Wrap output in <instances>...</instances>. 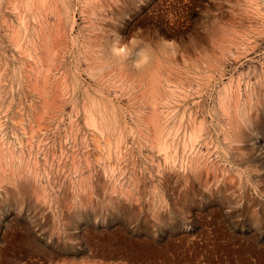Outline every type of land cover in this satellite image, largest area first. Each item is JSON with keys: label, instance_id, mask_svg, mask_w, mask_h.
I'll return each instance as SVG.
<instances>
[{"label": "rangeland", "instance_id": "rangeland-1", "mask_svg": "<svg viewBox=\"0 0 264 264\" xmlns=\"http://www.w3.org/2000/svg\"><path fill=\"white\" fill-rule=\"evenodd\" d=\"M0 264H264V0H0Z\"/></svg>", "mask_w": 264, "mask_h": 264}, {"label": "bare ground", "instance_id": "bare-ground-1", "mask_svg": "<svg viewBox=\"0 0 264 264\" xmlns=\"http://www.w3.org/2000/svg\"><path fill=\"white\" fill-rule=\"evenodd\" d=\"M94 122V121H93ZM95 123V122H94ZM195 133V132H194ZM193 136V135H192ZM199 140V139H198Z\"/></svg>", "mask_w": 264, "mask_h": 264}]
</instances>
